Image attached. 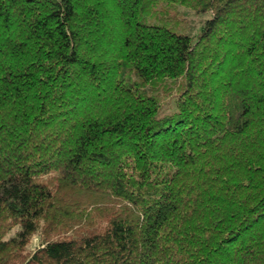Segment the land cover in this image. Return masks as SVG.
I'll return each mask as SVG.
<instances>
[{
    "label": "trees",
    "instance_id": "1",
    "mask_svg": "<svg viewBox=\"0 0 264 264\" xmlns=\"http://www.w3.org/2000/svg\"><path fill=\"white\" fill-rule=\"evenodd\" d=\"M0 264H264V0H0Z\"/></svg>",
    "mask_w": 264,
    "mask_h": 264
},
{
    "label": "rangeland",
    "instance_id": "2",
    "mask_svg": "<svg viewBox=\"0 0 264 264\" xmlns=\"http://www.w3.org/2000/svg\"><path fill=\"white\" fill-rule=\"evenodd\" d=\"M204 14H205L204 12H199L198 13V15H204ZM162 111H164L163 108H162ZM17 230H18V228H16L13 231H11V233L8 234L7 238L15 237V233H16ZM37 244H38V236L34 235L33 238H32L31 244L29 245L30 249H33L35 246H37Z\"/></svg>",
    "mask_w": 264,
    "mask_h": 264
}]
</instances>
